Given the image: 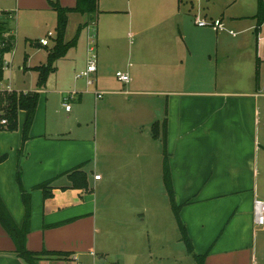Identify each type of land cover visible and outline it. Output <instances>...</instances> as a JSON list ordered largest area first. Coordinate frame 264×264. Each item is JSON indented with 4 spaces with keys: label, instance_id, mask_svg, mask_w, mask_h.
<instances>
[{
    "label": "crops",
    "instance_id": "0c3cea01",
    "mask_svg": "<svg viewBox=\"0 0 264 264\" xmlns=\"http://www.w3.org/2000/svg\"><path fill=\"white\" fill-rule=\"evenodd\" d=\"M251 1L254 12L239 9L245 0H97L92 14H67L63 43L70 46L39 87L37 69L57 35L53 4L71 10L77 0H0V19L15 18L19 40L41 50L49 45L40 40L53 33L43 62L23 57L19 67L36 74L35 90H6L38 97L21 154L25 111L16 130H0V199L21 228L20 174L30 195L28 251L69 255L52 264H94L108 215L114 225L126 218L145 224L152 213L168 221L165 187L152 186L163 182V129L155 139L152 127L165 123L170 184L194 254H206L204 264H264L256 248L264 224L254 210L264 202V22L257 25ZM215 19L216 30L196 24ZM93 34L97 71L87 88L76 74ZM6 35L14 51L13 28ZM11 63H3L9 76ZM93 90L102 98L95 101ZM72 91L66 111L63 98ZM46 181L48 198L34 189ZM15 250L0 225V264H25Z\"/></svg>",
    "mask_w": 264,
    "mask_h": 264
},
{
    "label": "rangeland",
    "instance_id": "374dc122",
    "mask_svg": "<svg viewBox=\"0 0 264 264\" xmlns=\"http://www.w3.org/2000/svg\"><path fill=\"white\" fill-rule=\"evenodd\" d=\"M249 1L250 0H245L246 4L241 7L239 5V9L241 11L248 12V9L252 8V11L254 12L255 8L249 6ZM252 1H254L255 4L256 1L258 2V0ZM4 21H6V24L8 23V25H6L7 29L9 27L13 28L15 44L14 51L12 50L13 52H9L3 57L4 65L5 62H11L12 58L10 67L12 66L13 73L9 76V72L5 70L3 71L2 78L0 79V91H6L9 89L15 92L34 91L35 87L32 84L33 77H35L36 74L32 72L22 73L19 71V67L22 66L23 57H30V60L33 63L43 62L45 58L44 54L51 46V40H49L48 48L36 50L34 48L35 42H25L22 38L19 40L17 35V21L15 18L13 21L11 20L9 22L8 19L5 18ZM244 21V23H247L249 19ZM93 110L94 107L92 105V111ZM152 186L153 189L156 187L162 188L164 184L162 181H158L153 182ZM166 212L169 216L168 221L167 219L164 220L159 217L156 219V217H154V213H152V219H146L145 224L140 225L133 224V221L132 223H129L130 220L128 218L122 220L121 224H118L116 220L114 225L110 220L112 217L110 215L106 217L105 215L107 222L105 221L104 224L106 225L102 227L103 230L101 233L96 234V246L98 253L95 259L97 261H95L94 264H197L194 258L187 254L184 243H182L180 239H177L178 236L180 237L179 230L169 201L166 207ZM97 216L99 217V215ZM161 217H163V214ZM123 237L127 243L124 245H118V241L121 240L118 238ZM262 240L264 241V235L258 233L256 247L258 259H264V244H261ZM139 247H141V249L137 251ZM142 250L144 251V254ZM149 250L151 254L146 253L145 255V252H148ZM101 252H103L104 255H102L103 253ZM44 263L52 264L50 261H45ZM79 264L93 263L90 261H82Z\"/></svg>",
    "mask_w": 264,
    "mask_h": 264
},
{
    "label": "trees",
    "instance_id": "16d2710c",
    "mask_svg": "<svg viewBox=\"0 0 264 264\" xmlns=\"http://www.w3.org/2000/svg\"><path fill=\"white\" fill-rule=\"evenodd\" d=\"M97 0H77L76 7L71 10L62 9L57 4H53V9L57 12V26H56V40L55 46L48 56L46 66L39 67L37 69L39 78L37 86L41 87L46 82L47 76L53 70V64L56 60L63 57L68 50L70 44L63 43V34L67 23V14L70 12H80L84 14H92L96 8ZM257 19V25L260 26L264 22V3L258 0V10L255 16ZM7 27L6 21L0 19V79L3 75V57L13 49V38L6 35ZM37 94H17L15 92H0V118H5L7 125L1 130L14 131L17 128V114L20 110L25 111V120L22 130V142L19 153H22L25 142L28 140V133L32 124L35 109L37 105ZM163 129L161 142L163 146V184L167 193L171 210L173 212L175 221L178 226L180 237L185 245L186 251L191 255L197 264H204L206 254L196 255L193 252L192 244L187 236L184 225L179 218V206L176 205L174 194L171 188L169 179V170L167 164V152H166V141H165V123L161 125L158 130V125L154 124L152 127L153 137L159 138L160 130ZM17 182L20 186L22 193V200L25 207V219L21 228L17 227L7 212L3 203L0 199V225L3 227L5 232L12 238L16 250L15 255L20 258L25 264H46L45 261L50 259H68L69 255L65 253L41 251L39 253H33L26 249V235L29 231V216H30V195L22 189L20 174L17 175ZM51 181H46L34 187V189L43 191L44 198L51 196V190L49 185Z\"/></svg>",
    "mask_w": 264,
    "mask_h": 264
},
{
    "label": "built area",
    "instance_id": "2783aa9c",
    "mask_svg": "<svg viewBox=\"0 0 264 264\" xmlns=\"http://www.w3.org/2000/svg\"><path fill=\"white\" fill-rule=\"evenodd\" d=\"M196 24L199 27L204 26H211L213 29H219L221 26L220 21L216 20L212 23H206L204 21H196ZM53 36L52 32H48L47 36L40 40V44L44 47L49 45V38ZM95 36L91 35L88 37V44H87V53H86V65L85 68L76 74V79L83 80L85 82L86 87H93L95 84L94 75L97 71V52H96V45L94 41ZM115 77L118 81L122 83H128L129 77L125 74L116 73ZM10 90V89H9ZM10 93L11 91H7ZM95 101L102 98L103 93L93 90L92 91ZM77 96V92L72 91L69 92L66 97L63 98V106L66 111L70 110V101L75 99ZM7 125L5 118H0V130ZM100 176H94V179L98 180ZM254 210H255V218L258 225L264 224V202L260 200H256L254 203Z\"/></svg>",
    "mask_w": 264,
    "mask_h": 264
}]
</instances>
